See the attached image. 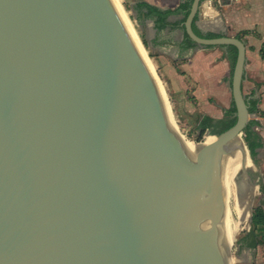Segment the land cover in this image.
<instances>
[{"label": "water", "instance_id": "95a60500", "mask_svg": "<svg viewBox=\"0 0 264 264\" xmlns=\"http://www.w3.org/2000/svg\"><path fill=\"white\" fill-rule=\"evenodd\" d=\"M203 1L185 31L238 48L237 120L189 156L115 0H0V264H229L217 236L259 186L232 145L247 46L194 31Z\"/></svg>", "mask_w": 264, "mask_h": 264}, {"label": "crops", "instance_id": "0c3cea01", "mask_svg": "<svg viewBox=\"0 0 264 264\" xmlns=\"http://www.w3.org/2000/svg\"><path fill=\"white\" fill-rule=\"evenodd\" d=\"M146 1L163 9L176 8L182 2V0ZM142 25L149 27L145 38L147 46L153 50L155 55L163 57L162 71L171 84L174 85L177 81L182 82V78L187 73L198 80L203 72L199 69L201 57L208 53L205 47L185 46L182 29L159 30L156 28L153 18L147 19ZM197 25L204 33L214 32L237 36L238 33L247 31V34L244 35L247 46L245 81L251 87L250 93H244L249 95L256 91V97L261 99L259 111L252 113L250 125L257 124L253 131L259 133L264 139V0H232L230 4L224 6L220 4L219 0H204L200 7ZM218 47L220 49L216 51L211 49L209 53L211 55L214 52L218 53L220 57H225L228 61L225 48ZM172 63L178 64L175 66ZM179 68L186 74H179ZM201 77L204 78L205 75ZM261 151H264V147L260 149V154Z\"/></svg>", "mask_w": 264, "mask_h": 264}, {"label": "rangeland", "instance_id": "374dc122", "mask_svg": "<svg viewBox=\"0 0 264 264\" xmlns=\"http://www.w3.org/2000/svg\"><path fill=\"white\" fill-rule=\"evenodd\" d=\"M136 1L137 0H121V4L127 12L128 17L147 52V56L154 67L153 72L155 73L162 90L164 89L163 93L165 99L168 101L167 103L173 112V118L178 130L184 140L194 144H196L194 141L201 142L197 141L199 132L195 129L198 117L204 114H209L217 118L222 117L224 108L231 105L232 68L230 63L225 57H220L218 53L215 54L214 52L212 55L209 53L211 49L216 51L220 49L219 47L206 48L208 53L201 57L202 61L199 64V69L203 71H201V76L205 75L206 78L200 76L198 77V80H195V77L189 73L186 74V72L179 68V74H186V76L182 78V82L177 81L176 84H171L162 71L163 57H160L158 54L155 55L153 50L149 49L143 42V39L147 37L149 27L147 25L143 26L142 23L135 18L136 11L133 7ZM172 64L177 66L178 63ZM185 86L188 87L187 91L185 90ZM243 86L244 92L247 94L250 93V84L244 80ZM252 115L253 114L251 113V116ZM251 118L252 117H250V120ZM256 126L257 124L252 123L250 128L254 130ZM203 138L202 141L207 142L209 136L206 137L205 134ZM249 172L253 182L259 183L262 180L264 181V151H261L258 164L254 161L252 162V167ZM260 195L261 191L259 184L255 196L250 201L251 212L258 205ZM251 223L250 215L248 223H245L236 233L235 239L231 245L232 250L229 257V264H264V245H260L257 248H250L242 245L241 242L244 235L251 229Z\"/></svg>", "mask_w": 264, "mask_h": 264}, {"label": "trees", "instance_id": "16d2710c", "mask_svg": "<svg viewBox=\"0 0 264 264\" xmlns=\"http://www.w3.org/2000/svg\"><path fill=\"white\" fill-rule=\"evenodd\" d=\"M193 0H182V2L176 8H167L163 9L156 5L149 3L146 0H137L134 4L133 9L136 11L135 18L144 24L147 19L153 18L155 21V26L159 30L169 29L171 31L182 29L184 32V44L187 47H205L211 48L213 46H203L195 41H193L187 32L185 31V21L190 12ZM199 14L194 19L193 29L194 31L202 37L214 38L224 36L223 33H214L207 32L204 33L197 25V20ZM247 34V31H242L238 33L237 37L244 40V35ZM145 45H147L146 39H143ZM225 48L226 57L232 68L234 70L237 57H238V48L235 45H222L220 46ZM245 78V77H244ZM247 103L249 104L250 113H255L259 111L261 99L256 97V91H253L251 94L246 95ZM236 106L232 100L229 107L224 108V113L222 117H214L209 114L200 115L196 121L195 129L199 132V137L197 141H202L204 135L207 133L218 134L224 132L231 128L237 120L236 117ZM244 138L247 143V146L250 151V155L253 161L259 163V154L260 149L264 147L263 137L253 131L250 128V123L244 131ZM260 199L258 205L253 210L252 215V226L251 229L244 235L241 239L242 245L257 248L260 245H264V181H260Z\"/></svg>", "mask_w": 264, "mask_h": 264}, {"label": "bare ground", "instance_id": "6f19581e", "mask_svg": "<svg viewBox=\"0 0 264 264\" xmlns=\"http://www.w3.org/2000/svg\"><path fill=\"white\" fill-rule=\"evenodd\" d=\"M115 1H116L117 5H118L119 9L121 10L125 20L127 21L130 29L132 30V32H133V34H134V36H135V38H136L141 50H142L145 58L147 59L149 65H150V67H151V69L153 71L154 67H153L149 57L147 56V52L145 51V49L143 47V44H142V42H141V40H140V38H139V36H138V34L136 32L131 20L129 19V17L127 15V12L125 11L123 5L121 4V0H115ZM154 75H155V73H154ZM155 78H156L157 83L159 85V88L161 90L163 99L165 100L167 111L169 112V117H170V120H171L170 124L178 130V127H177V125H176V123L174 121V118H173V112L171 111V109H170V107H169V105L167 103L168 101L165 99V95L163 93L164 89L162 90L161 85H160L156 75H155ZM214 137H216V136L215 135L209 136V138H208L206 143L212 141L214 139ZM184 141H185L184 143H185L187 154L189 156L196 155V152H197L199 146L202 145V144H194V143H190V142H188L186 140H184ZM232 145L235 146L234 150L237 153L242 172L245 169H249L250 167H252L251 157H250V155L248 153V150L245 148L243 142L241 141V139L237 138ZM250 215H251V206H250V204L248 202V199L244 198L243 214H242V217L239 220V222L237 224H235L234 226L221 231L218 234V236H217V243H218V245H220L225 250V252L227 254V257H228V261H229L230 253H231V250H232L231 245L233 243V240L235 239L236 233L240 230V228L245 223L246 224L248 223Z\"/></svg>", "mask_w": 264, "mask_h": 264}]
</instances>
